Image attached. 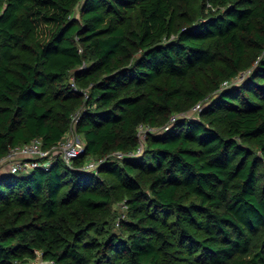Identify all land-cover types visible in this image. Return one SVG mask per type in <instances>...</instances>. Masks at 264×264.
I'll list each match as a JSON object with an SVG mask.
<instances>
[{
  "label": "trees",
  "instance_id": "16d2710c",
  "mask_svg": "<svg viewBox=\"0 0 264 264\" xmlns=\"http://www.w3.org/2000/svg\"><path fill=\"white\" fill-rule=\"evenodd\" d=\"M77 111L0 174V264H264V0H0V158Z\"/></svg>",
  "mask_w": 264,
  "mask_h": 264
},
{
  "label": "built area",
  "instance_id": "2783aa9c",
  "mask_svg": "<svg viewBox=\"0 0 264 264\" xmlns=\"http://www.w3.org/2000/svg\"><path fill=\"white\" fill-rule=\"evenodd\" d=\"M238 77L241 79L244 76L242 75ZM226 85H228V82L223 83V86ZM85 95L87 96V94ZM201 107L202 105L200 103L196 104L191 110V115L198 113L201 110ZM177 117V115L171 116L170 121H175ZM78 119L79 111L72 115V125L69 131L75 127ZM155 131V128L148 125L141 124L138 126L137 135L139 138V147L134 152L135 154H139L143 150V143L141 142L140 137ZM67 134L60 143L50 149L44 148L42 141L39 138H34L29 142L10 147L7 154L0 158V166L7 165L9 173L27 172L39 166L49 165L55 157H60L65 164L71 165L72 161L82 154L84 145L76 139L68 137ZM112 155L121 159L125 156V153L114 152ZM102 162L103 159H91L85 164L84 169L97 171V167Z\"/></svg>",
  "mask_w": 264,
  "mask_h": 264
},
{
  "label": "rangeland",
  "instance_id": "374dc122",
  "mask_svg": "<svg viewBox=\"0 0 264 264\" xmlns=\"http://www.w3.org/2000/svg\"><path fill=\"white\" fill-rule=\"evenodd\" d=\"M76 16H78V14L76 13L75 14ZM246 74V70H244L242 73L239 74V76H245ZM242 79V78H241ZM240 80V77H237L234 79V81L238 82ZM233 81V80H232ZM211 93V92H210ZM209 93V94H210ZM213 93H211L209 96H211ZM192 110V109H191ZM191 110H188L187 112V115H190L191 114ZM173 115H176V114H172ZM194 117H198L199 116V113H196V114H192ZM148 135L150 134H147L145 136H141L140 139H141V142L143 143V146L145 145V142H146V139L148 137ZM68 137L70 138H74L76 139L78 142H81L83 143L82 141V138L81 136L79 135L76 127H73V129H71L70 131H68V134H67ZM91 160V159H90ZM88 160V161H90ZM87 161V162H88ZM0 174L2 173H7L8 172V168H7V165H2L0 166ZM126 206H125V198H116L114 200V202L112 203L111 207H110V213H112L114 216L117 215L116 218L118 217H125V214H126ZM117 226V225H116ZM37 262V261H36ZM33 264H37V263H33Z\"/></svg>",
  "mask_w": 264,
  "mask_h": 264
}]
</instances>
